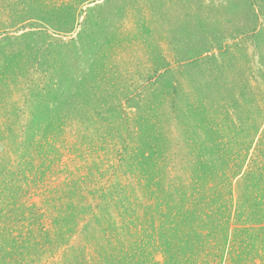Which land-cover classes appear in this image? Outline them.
Listing matches in <instances>:
<instances>
[{
  "label": "rangeland",
  "instance_id": "obj_1",
  "mask_svg": "<svg viewBox=\"0 0 264 264\" xmlns=\"http://www.w3.org/2000/svg\"><path fill=\"white\" fill-rule=\"evenodd\" d=\"M210 178L264 203V0H0V233L33 239L13 262L162 264L151 208Z\"/></svg>",
  "mask_w": 264,
  "mask_h": 264
},
{
  "label": "trees",
  "instance_id": "obj_2",
  "mask_svg": "<svg viewBox=\"0 0 264 264\" xmlns=\"http://www.w3.org/2000/svg\"><path fill=\"white\" fill-rule=\"evenodd\" d=\"M149 176L153 178L151 173ZM210 180V185L197 194L196 189L187 188L189 192L183 193V199H160L158 207L151 208V221L148 220L145 231L147 247L162 252V264H196L194 259L201 256L204 257L203 264H220L219 254L227 245L235 252L236 260L243 256L244 260H250L246 262L255 264L254 258H259L264 264V203H245L234 188L217 178ZM210 202L215 203L212 211L207 209ZM205 206L207 213L203 222L201 215ZM30 231L18 230L19 241L16 238L9 240L0 233V264H23L13 262L18 259V253L31 256L33 239ZM120 231L126 240L132 233V225L121 224ZM126 242L130 251L141 253L130 240ZM207 242H213L216 247L214 254L204 251ZM133 258L138 264L139 259Z\"/></svg>",
  "mask_w": 264,
  "mask_h": 264
}]
</instances>
